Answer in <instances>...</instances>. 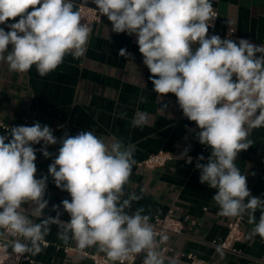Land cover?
I'll return each instance as SVG.
<instances>
[{"label": "clouds", "instance_id": "obj_1", "mask_svg": "<svg viewBox=\"0 0 264 264\" xmlns=\"http://www.w3.org/2000/svg\"><path fill=\"white\" fill-rule=\"evenodd\" d=\"M93 3L95 11L111 22L113 32L136 36L153 91L159 97L174 94L184 116L199 128V142L211 151L207 163H197L196 168L200 183L216 190L213 200L219 215L236 218L247 214L248 223L254 225L247 238L264 240V199L251 195L247 176L235 163L238 153L253 145L248 139L251 131L264 127V45L209 37L217 17L211 0ZM6 23L8 31L0 27V63L16 73H27L35 66L41 77L55 71L68 55L74 59L84 56L92 33L89 24L82 23L74 0H0V25ZM194 44L199 45L195 51ZM130 55L126 48L119 50L121 57ZM120 115L123 118L126 113ZM147 123V113L139 111L131 120L133 127ZM41 142L45 158L52 155L48 145L60 144L48 175L57 188L70 194V201L61 202L70 218L67 221L60 218L58 205L52 206L55 217L41 219L49 203L45 199L48 176L36 177L37 149L33 145ZM135 151L131 143L125 145L115 138L105 142L92 131L74 136L65 133L58 141L53 130L39 122L0 134L3 247L20 255H37L47 246L45 237L55 224L65 245L74 241L82 252L96 247L113 264H123L141 253L142 264H166L159 249L168 235L155 230L142 207L129 211L132 202L141 197L132 193L122 199L136 164ZM187 163H192L191 156ZM22 205H30V211ZM257 210L261 212L258 222Z\"/></svg>", "mask_w": 264, "mask_h": 264}, {"label": "crops", "instance_id": "obj_2", "mask_svg": "<svg viewBox=\"0 0 264 264\" xmlns=\"http://www.w3.org/2000/svg\"><path fill=\"white\" fill-rule=\"evenodd\" d=\"M211 2L219 13V20L208 31L209 37H237L264 45V0ZM7 23L0 25L5 31L9 30ZM111 29V22L104 16L103 22L91 33L85 55L79 59L66 56L55 71L44 77L37 73L35 66L27 73H16L10 72L7 64L0 63V134L7 135L10 128L21 126L23 118L27 117L32 125L39 122L49 126L58 141L65 133L74 136L81 131H92L105 142L115 138L123 140L125 145L131 143L136 148V164L122 199L132 193L141 199L133 201L129 211L142 207L143 214L151 218L174 212L178 218L189 217L195 222L186 226L182 236L169 237L168 245L175 253H193L208 263L264 264V240L259 236L247 238L254 227L248 223L247 214H244L247 218L244 237L237 245L239 253L217 250L233 218L219 215V206L213 200L216 190L200 183L197 163H186L188 156L198 158L200 155L206 161L198 163H207L211 150L199 142V128L184 116L175 95L159 97L153 91L151 73L143 63L138 46L132 44V35L117 34ZM198 46L192 45L193 51ZM121 48H126L131 55L119 56ZM138 111L148 115V123L142 128L131 124ZM121 113L126 115L121 118ZM248 139L253 145L239 152L235 163L247 176L251 195L264 199V127L253 129ZM159 151L171 153L174 160L165 168L139 167L143 160ZM36 166L38 179L48 176L45 199L49 203L41 219L55 217L57 213L52 206L58 205L60 218L69 220L61 202L70 201V194L56 187L46 165ZM22 207L26 211L31 208L30 205ZM260 215V210L254 213L257 222ZM33 219L40 222L38 218ZM58 231L57 225H51L45 237L50 246L37 255L25 253L29 261L22 264H92L87 257L66 253V248L77 247L74 241L65 245L58 238ZM83 251L106 255L96 247Z\"/></svg>", "mask_w": 264, "mask_h": 264}, {"label": "built area", "instance_id": "obj_3", "mask_svg": "<svg viewBox=\"0 0 264 264\" xmlns=\"http://www.w3.org/2000/svg\"><path fill=\"white\" fill-rule=\"evenodd\" d=\"M84 1V0H82ZM88 3H93V0H87ZM77 8L81 11L82 16V23H87L92 28V31L95 26L100 25L103 22V17L97 11V9L90 8V7H80L77 5ZM215 11V10H214ZM217 17L212 21V26L209 28L212 29L217 25L219 20V13L215 11ZM1 27V26H0ZM222 39V38H221ZM235 42H239L240 38L237 37H230ZM132 44L138 46L136 42V36L132 35ZM260 46V45H257ZM3 129H7L6 126L1 124ZM21 126H32V122L29 118H23ZM43 146V142L37 145H33L36 151L35 164H43L49 168V165L54 161L56 155L58 154V150L60 144L57 143L56 145H48L47 151L52 153V155L48 158H45L40 151L41 147ZM174 160V157L169 152L159 151L155 154L148 156L145 160H143L140 164V168L145 169H159L165 168L168 164H170ZM199 161L197 158L192 157V163L204 162ZM187 163V158H186ZM191 163V164H192ZM189 164V163H187ZM151 218V217H150ZM150 223L154 225V228L157 232L165 233L168 237L171 236H182L188 224L194 225L195 222L191 220L189 217L185 218H178L175 216L174 212H169L165 217H158L155 216L150 219ZM247 223V218L245 215L242 217L233 218L228 223V231L225 239L220 243L217 244V247L222 252H230V253H239L237 249V245L243 240L244 237V227ZM9 240L12 239L11 237L8 238ZM159 239V237H157ZM6 241L0 240V264H22L23 262L29 261L28 258L25 257V254L20 255L12 252L11 248L5 249L3 244ZM47 242V241H46ZM50 244L47 242V246L43 248L49 247ZM163 256L166 259V263L169 261L173 262V264H223V263H208L207 261L203 260L202 258L196 256L193 253H175V250L168 245V241L160 246L159 249ZM66 253H75L81 255L83 257H87L91 260L92 264H112V262L107 258L106 255H100L96 253H88L85 251H80L76 248L68 247L65 250ZM144 258V254L141 253L139 255H135L126 259L123 264H142ZM119 263V262H118Z\"/></svg>", "mask_w": 264, "mask_h": 264}, {"label": "water", "instance_id": "obj_4", "mask_svg": "<svg viewBox=\"0 0 264 264\" xmlns=\"http://www.w3.org/2000/svg\"><path fill=\"white\" fill-rule=\"evenodd\" d=\"M74 2H75L77 5L83 3L84 6H86V7H90V8L97 9V6H96V5H93V4L88 3V2L84 3V1H82V0H74ZM256 55H257V56H260L261 54H260V53H257Z\"/></svg>", "mask_w": 264, "mask_h": 264}]
</instances>
